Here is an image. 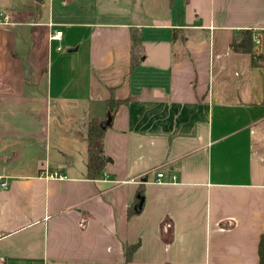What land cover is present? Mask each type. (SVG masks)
I'll return each mask as SVG.
<instances>
[{
	"label": "crops",
	"instance_id": "1",
	"mask_svg": "<svg viewBox=\"0 0 264 264\" xmlns=\"http://www.w3.org/2000/svg\"><path fill=\"white\" fill-rule=\"evenodd\" d=\"M80 1L0 11L12 23L0 25V264H258L264 0H136L99 24L77 22ZM130 28L142 34L133 71ZM238 30L253 32L257 66L230 48ZM111 95L129 100L104 132L112 161L90 180L80 128ZM68 108L81 123L60 121Z\"/></svg>",
	"mask_w": 264,
	"mask_h": 264
},
{
	"label": "trees",
	"instance_id": "2",
	"mask_svg": "<svg viewBox=\"0 0 264 264\" xmlns=\"http://www.w3.org/2000/svg\"><path fill=\"white\" fill-rule=\"evenodd\" d=\"M130 59L129 70L133 71L141 62L143 57L142 34L137 28H130ZM178 30L173 29L171 37L176 38ZM253 32L251 30H238L233 34L230 48L234 52L248 53L251 56L253 66H257L258 55L254 52ZM128 99H115L112 95L104 102L105 117L102 120L92 119L85 127L86 138V177L90 180L99 178L105 167L111 163L110 157L103 151V138L105 130L100 128V122L110 118V123L117 109L126 105ZM132 247L126 249V262L130 261ZM258 264H264V230L258 243Z\"/></svg>",
	"mask_w": 264,
	"mask_h": 264
},
{
	"label": "rangeland",
	"instance_id": "3",
	"mask_svg": "<svg viewBox=\"0 0 264 264\" xmlns=\"http://www.w3.org/2000/svg\"><path fill=\"white\" fill-rule=\"evenodd\" d=\"M51 0H42V1H37V0H0V11H7L9 10L10 7H15L16 11L14 12L15 14H20L23 16L26 12L31 11L35 12L38 11L41 13V15H44L47 13V4ZM135 1L136 0H81L77 5L81 4L83 6V11L79 15V19H77V22L81 23H86V24H99L101 22H116L118 21L119 18H124L126 15L124 11H127L130 9V6L133 5L135 6ZM56 3H60L61 0H54ZM74 3V2H73ZM76 12L78 11V7L75 6ZM132 9V8H131ZM139 11V9H137ZM136 10V11H137ZM23 18V17H21ZM23 20H27L24 19ZM2 26H7V25H2ZM78 33H82L83 35L88 34V28L84 29H77ZM74 32V31H73ZM75 33V32H74ZM66 34V32H65ZM61 52L64 55H68L67 51L69 48L65 47L64 45L61 48ZM29 70V69H28ZM71 108H68L66 110L62 111V117H61V122L65 125H74L76 122L77 124L81 120L79 119L78 121H72L68 119L67 117L71 114ZM68 122V123H67ZM88 123H84V127L80 128V130L83 132V129L86 127ZM61 127V126H59ZM59 132V131H58ZM83 135L85 136L84 132ZM53 144V140L51 142ZM44 154V149L40 150L38 147L36 150H33L32 152H29L27 155V163L30 162H35V158L39 157L41 158ZM67 158L66 162L68 159H70L67 155H65ZM69 164V163H68ZM82 162L80 161V158L77 161H74V163L71 165L72 167L76 165L78 168L81 167ZM83 165V164H82ZM69 166V165H67Z\"/></svg>",
	"mask_w": 264,
	"mask_h": 264
},
{
	"label": "built area",
	"instance_id": "4",
	"mask_svg": "<svg viewBox=\"0 0 264 264\" xmlns=\"http://www.w3.org/2000/svg\"><path fill=\"white\" fill-rule=\"evenodd\" d=\"M11 24L12 23H11L10 15L6 12H0V25H11ZM60 37H61L60 31H53L50 34L49 39L51 41H54V40H58ZM255 42L258 43L257 40ZM43 175L46 178H50V179L63 178L57 171H45L43 172ZM162 178H163V175L161 173H158L156 175V183H160ZM5 187H6V182L0 180V188H5Z\"/></svg>",
	"mask_w": 264,
	"mask_h": 264
},
{
	"label": "water",
	"instance_id": "5",
	"mask_svg": "<svg viewBox=\"0 0 264 264\" xmlns=\"http://www.w3.org/2000/svg\"><path fill=\"white\" fill-rule=\"evenodd\" d=\"M37 1H41V0H37ZM25 78H26V79L29 78V76H28V71L25 73ZM109 124H110V118H107L106 120L100 122V128L103 129V130H105L106 127H107ZM1 159H2V158H0V160H1ZM141 201H142V200H141ZM140 204H141V202H140Z\"/></svg>",
	"mask_w": 264,
	"mask_h": 264
}]
</instances>
